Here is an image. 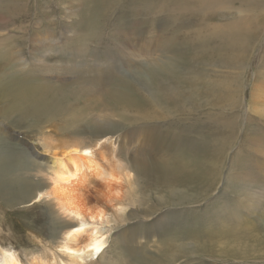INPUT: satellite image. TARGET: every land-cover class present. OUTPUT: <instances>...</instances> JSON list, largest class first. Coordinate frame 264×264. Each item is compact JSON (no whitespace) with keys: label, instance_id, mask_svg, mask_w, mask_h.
<instances>
[{"label":"rangeland","instance_id":"1","mask_svg":"<svg viewBox=\"0 0 264 264\" xmlns=\"http://www.w3.org/2000/svg\"><path fill=\"white\" fill-rule=\"evenodd\" d=\"M112 1L29 0L35 6L31 11L34 19L0 31V41L7 36L24 38L27 33L18 47L24 45L22 54L29 59L26 67L16 60L19 66L12 67L15 74L33 70L52 80L54 87L62 85L59 90L73 94L58 96L54 102L58 112L53 124L45 129L33 125L39 124L40 117L23 123L17 116L4 119L15 123L17 133L13 138L19 140L0 136V150L20 158L21 153L30 152L23 145L25 136L39 130H49L58 146L60 140L82 145L90 141L92 134L103 132L113 143L118 136L124 137V147L105 150L103 165L109 172H121L119 166L128 164L134 170L133 187L124 183V200L100 205L106 217L95 227L105 238V247L96 259L85 264H264V174L257 167L259 159L264 163V117L258 118L254 109H248L250 122L241 121L242 129L239 125L238 133L234 130V139L225 148L227 157H218L217 146L204 139L212 133L210 126L215 120L236 114L224 101L236 79L245 85V108L249 103L255 106L249 94L254 80H264L263 30V36L259 34L249 42L251 50L243 53L245 59L236 67L230 59L240 51L223 40L207 37L205 26L199 31L204 35L202 46L179 53V40L192 43L195 34L200 40L197 18L190 15L187 22H179V0H150L145 7L136 6L141 0ZM95 3L103 4L99 13L93 11ZM3 4L0 1V11ZM218 4L219 11L228 10L229 19L236 18L233 13L238 10L244 11L243 17L264 16V8L254 10L226 0ZM213 22L222 24L223 19L215 16ZM47 28L52 31V46H40L41 51L30 56L31 31L43 33ZM186 32L189 35L184 36ZM12 57L15 60L11 54L0 58V74L9 70ZM100 75L105 79L98 85L92 77ZM118 80L125 81L124 92L135 87L145 92L143 84L157 81L158 90L170 89L169 93L177 95L171 103L177 106L179 97L183 99V108L179 111L176 107L167 114V105L151 106L153 112L167 118L152 120L149 126L135 123L133 120L141 119L138 113L114 103ZM247 128L256 133H249ZM258 136L260 143L254 142ZM144 139L148 140L146 145L140 143ZM134 157L140 159L138 163ZM158 160L179 165L174 178L160 175ZM32 171L27 166L19 175L29 174L28 179L36 183ZM36 201L15 205L14 209L0 198L1 246L19 254L22 264H31L34 256L46 264L70 262L69 252L60 244L62 220L42 203L31 213L21 212Z\"/></svg>","mask_w":264,"mask_h":264},{"label":"bare ground","instance_id":"2","mask_svg":"<svg viewBox=\"0 0 264 264\" xmlns=\"http://www.w3.org/2000/svg\"><path fill=\"white\" fill-rule=\"evenodd\" d=\"M0 1L4 3L3 10L1 9L2 11H0V31L5 32V30L10 29L12 26L23 25L25 22H29V20H31L30 18L33 17L31 16V11L34 5L32 6L29 0ZM116 1L118 2V0ZM149 1L150 0H141L139 4L136 3L138 4L136 6L145 7ZM174 1L177 2L176 0ZM226 1H237L240 5L254 8V10L255 8H264V0ZM112 2H114V0ZM218 3H222V0H179V22H187L190 20V15L197 18L199 22L197 23L199 30L196 32H198L197 35L200 38L199 40L195 34V38H193L194 42L192 43V40L184 42L179 40V53H185L186 48H191L193 50V46H202L203 41L205 40H202L204 35L201 36L199 31L205 26L207 27L205 32L208 31L207 37L211 36L223 40L232 49L238 50L242 53L240 54V52H238L237 54H233L230 59L232 64L239 67L245 59L243 53H245V51H247L251 46H249V42L256 37L259 38V34L262 33V30L264 32V16L260 14H258V16L250 14L251 16L249 15V17H243L241 15H244V11L242 12L238 10L233 13L236 15V18L229 19V14H227L228 10L223 9L222 12L219 11L221 7H219ZM93 6V11L95 13H99L103 4L95 3ZM173 8H175V6ZM215 16L222 17L223 23H212V19L215 18ZM33 19L32 21H34ZM47 29L48 30H45L43 33L38 32L36 29L31 31L30 39L32 40L30 41V56H34L36 53L41 51L40 46L47 44V48H49L53 35L52 31L49 28ZM26 34L27 33L25 32L24 38ZM18 35L20 34L18 33ZM183 35L185 36L189 34L186 32L183 33ZM7 37L0 41V58L8 57L10 54L16 58L15 60L14 57L9 59L7 65L9 70L0 74V136L8 139H14L13 137L17 133V130L14 127L15 123L13 125L4 119L10 120L12 117L17 116L19 118L18 121L23 123L22 121L31 119L35 121L37 117H40L46 120L42 121L40 118H37L39 124H32L35 126L40 125L43 129H45V127H47L46 125L53 124L52 120L58 112L56 105L54 104L58 96L68 97V94L71 93H67L65 89L59 90V87H63L62 85L54 87L52 80L41 77L42 75L36 74L33 70L26 71L23 74H18V71L17 74H15L16 70L13 72V68L15 65L17 66L16 60L19 61V65L26 67L25 64L29 58L27 59V54L26 56H23L22 54L21 49L24 45L21 49L18 47V42H21L24 38H21L20 36ZM52 44L50 45L52 46ZM18 48L20 50H18ZM48 53H51V51L49 50ZM242 56L244 57L242 58ZM81 77L87 78L84 74H81ZM104 79L105 78L102 75L92 77V81L98 85H100L99 83H102ZM236 80L237 81L234 87L230 85L229 92L224 97V101L229 106L230 110H232V112L235 110L236 114L232 113L234 117L228 119H226L225 116L220 118L219 116L221 115H219L218 117L220 119L215 120L212 126H210L212 133L208 132L207 136L204 137L205 141L210 140V142H213L217 146L219 152V154H217L218 157H221L222 155L227 157L225 148L232 143L235 136L234 130L236 132L238 129L237 126L240 125L242 129L244 123H241V121L246 123L250 122L247 116L248 109L250 111H253L254 109V111L259 115L258 118L262 119L264 117V80L262 82L254 80L255 84L250 90L249 98L251 102L253 101L255 103L253 108L250 103L247 108L243 105L242 94L244 92L245 85L242 81L240 82L239 79ZM123 86L127 87L125 81H120L117 89L114 87L113 100L115 104L119 105L125 111L136 112L140 115L141 119L133 120L136 121L135 123L141 125L146 124L149 126L148 124H150V121L155 119H164L166 117L165 115L161 118L160 114H156L151 110V106L157 108L159 104L167 105L169 107L167 114L176 107H179V111L183 108V99L179 97L177 106L176 102L171 103V99L176 98L175 96L177 95L172 94L171 92L169 93L170 89L162 91L158 90L157 87L159 84L157 81L155 82L151 80V83L143 84L145 87L144 89L146 90L145 92L139 87H135L129 92H124ZM192 99H195V97H190V100ZM225 109H227V107ZM237 110H240L241 113H237ZM224 118L227 121H224ZM248 128L246 131L249 130ZM36 129H38V127ZM57 131L61 132L59 129H57ZM249 131V133H256V131ZM35 132V134L25 136L23 145H26L25 148L27 147L30 149V152L26 151L23 154L21 153L20 158L13 155L11 151L9 152L5 149L0 150V198H4L8 205L13 208L15 205H26L33 199H37V204L36 202L31 204L33 208L21 209V212L31 213L39 207L40 204L38 203H42L44 208L52 210V212L62 220V229H60L62 238L60 239V244L63 250L69 252V258H71L70 262L63 264H85L87 261H93L102 253L106 243L105 238L100 234L99 228L95 227L97 223L102 222L106 217V212L100 205H103L105 202L108 203L113 199L121 202L122 199L125 198L124 194L126 188L124 183L130 186V188L133 187L134 174L132 172L134 170L132 171L130 167L127 166L128 164L119 166L122 170L121 172L117 169V171L111 170V172H109L103 165L106 159L105 150L107 148H114L117 146H120V148L124 147V144L126 143L124 137L122 135L118 136L113 143L109 137L103 134L105 132H103L92 134L90 141L82 145L75 142L72 143L60 140L58 143L60 146H58L55 138H53L54 136L49 133V130L46 132L44 130ZM196 132L198 133V131ZM257 132L260 131L258 130ZM204 135L206 134L204 133ZM27 137H29V139H27ZM260 137L261 136L255 138L254 142L260 143ZM146 139L140 143H142V145H146L148 142ZM14 140L19 139L16 138ZM139 160V158L134 157V161L136 163H138ZM257 163V167L259 166V169L262 170L264 174V163L260 161V159ZM159 164L161 165V168H157L162 172V174H160L162 177L174 178L179 165H171L168 161H159ZM27 166H31L34 169V172L32 171V178L34 177L37 179L36 183H33L31 179H28L31 177L29 174L27 175L28 177H25V175L23 176L22 174V176L19 175V171ZM180 170L181 169H179V171ZM17 214H19V212L15 211V215ZM37 220L38 217H36L35 222H37ZM216 220L218 221V217ZM224 232H227V230ZM18 255L19 254L15 251L3 248L0 244V264H22ZM34 257L32 258L33 261L31 264H46L40 260V258Z\"/></svg>","mask_w":264,"mask_h":264}]
</instances>
